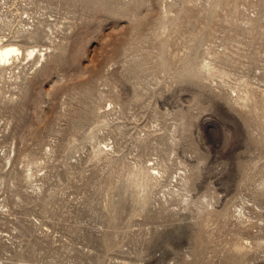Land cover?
<instances>
[{
    "label": "rangeland",
    "instance_id": "rangeland-1",
    "mask_svg": "<svg viewBox=\"0 0 264 264\" xmlns=\"http://www.w3.org/2000/svg\"><path fill=\"white\" fill-rule=\"evenodd\" d=\"M0 38V264H264V0H0Z\"/></svg>",
    "mask_w": 264,
    "mask_h": 264
},
{
    "label": "bare ground",
    "instance_id": "bare-ground-1",
    "mask_svg": "<svg viewBox=\"0 0 264 264\" xmlns=\"http://www.w3.org/2000/svg\"><path fill=\"white\" fill-rule=\"evenodd\" d=\"M33 51L34 50H30L29 53H33ZM19 53L21 54V51L18 47L10 44L4 45L0 38V66H4L5 64V66H7V63H9L10 59L12 58V55H17Z\"/></svg>",
    "mask_w": 264,
    "mask_h": 264
}]
</instances>
